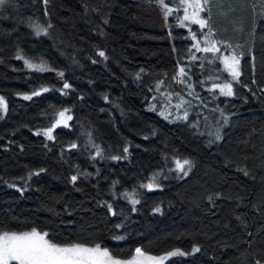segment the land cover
Masks as SVG:
<instances>
[{
  "label": "trees",
  "instance_id": "trees-1",
  "mask_svg": "<svg viewBox=\"0 0 264 264\" xmlns=\"http://www.w3.org/2000/svg\"><path fill=\"white\" fill-rule=\"evenodd\" d=\"M147 2L27 0L0 13V226L118 259L140 248L186 253L165 264H264V0L202 1L196 39ZM204 54L211 86L228 80L222 56L239 58L233 95L198 81ZM181 68L191 89L170 121L151 105ZM63 109L69 126L50 140L40 131Z\"/></svg>",
  "mask_w": 264,
  "mask_h": 264
},
{
  "label": "snow or ice",
  "instance_id": "snow-or-ice-1",
  "mask_svg": "<svg viewBox=\"0 0 264 264\" xmlns=\"http://www.w3.org/2000/svg\"><path fill=\"white\" fill-rule=\"evenodd\" d=\"M9 0H0V7L4 6ZM173 2V0H169ZM208 0H203L204 4H207ZM47 3V0H45ZM158 3L166 8L165 16L167 17L172 13V8L167 7L165 0H158ZM181 3L186 4L187 7L184 8V20H191L193 23H197L201 28L207 26V20L199 18V12L204 11V7L200 3V0H181ZM193 7L197 11L188 15L187 8ZM179 19V17H177ZM183 26V24L181 25ZM193 39H196L195 33H193ZM198 47V44H197ZM198 50L199 49L198 47ZM204 52H219L220 49L211 44L202 49ZM99 55L103 56L104 53L100 52ZM30 68L35 67L25 61ZM225 63L228 65L231 75L234 80L238 81L240 76L239 71V59L235 56L226 57ZM37 71H43V68H36ZM181 73H183V68H181ZM63 76V73H60ZM65 88L69 87L67 83L64 85ZM47 91V89H44ZM221 92L225 95H233V89L231 83L225 84L221 88ZM33 95H39L38 92H34ZM31 97L25 96L24 99H30ZM0 106L7 110V105L3 102V97H0ZM60 116L63 117L64 113L61 112ZM71 117H68L70 119ZM59 123V121H57ZM49 139L51 136V129L45 133ZM75 147V145H73ZM127 151V149H125ZM177 168L181 171L184 170L185 165H190V161L184 160L183 162L176 161ZM73 180L76 179L74 176ZM151 184L146 185V187L151 188ZM139 201H133V203H138ZM111 207V206H109ZM159 211V209H157ZM49 234L47 232L37 231L35 228L31 230H14L5 229L0 226V264H122L119 259H114V254L110 253L107 247H102L99 243L88 245L81 242H75L71 244H62L60 242L51 240L48 238ZM194 252L199 251L198 248L193 249ZM136 256L133 257L131 261H126L124 264H164L169 257L183 256L186 253L175 250L170 251L163 256H153L145 255V253L140 249H135ZM259 264V262H257Z\"/></svg>",
  "mask_w": 264,
  "mask_h": 264
},
{
  "label": "rangeland",
  "instance_id": "rangeland-1",
  "mask_svg": "<svg viewBox=\"0 0 264 264\" xmlns=\"http://www.w3.org/2000/svg\"><path fill=\"white\" fill-rule=\"evenodd\" d=\"M24 1H27V0H9V2H7L4 6L0 7V13L4 10H7V9L10 11V9H12V8H16V7L19 8L23 5L22 2H24ZM148 1L149 2H147V3L152 6L149 9H151L152 12H154V14L156 16H158L159 18H164L165 17L164 13L166 11V8H163L158 3V0H148ZM202 1L203 0H200L201 4H202ZM191 2H194V0H191ZM165 4L167 5V7L172 8V13L167 16V19H169V21H167V22L170 26H174V27L179 28V29H182V28L185 29L188 33V36L191 39H193V33H194L193 26L197 27L198 29H203L200 27L199 24L193 23L191 20H184V15H185L184 8L187 7V5L181 3V0H173V2H169V0H165ZM202 6H203V4H202ZM195 11H197V10L193 7L187 8L188 15H191ZM203 12L204 11L199 12V18H201V19H205L203 17ZM177 17H179V19H177ZM182 24H183V26H181ZM232 56H235V55H223L221 58V63H222L223 69H224L223 71L227 74L228 80L226 82H224V84H219L216 86H214L212 84V86H211V84H207V83H211V82H213L214 79H216L217 76L214 75L213 72H216L217 69L213 66V60L214 59H212V57H210L208 54H204L203 58L205 59V64L202 66V70L200 72L201 78L198 79V81H200L201 84L207 85L204 87H207L209 89L216 87V89L219 91H221V88H223V86L225 84L231 83L232 89H233V84L237 83V81L233 79L231 72H230V69H229L228 65L225 63V58L226 57H232ZM180 70H179L180 74H179V76L177 75V77L172 76V75H167L165 78L164 77L160 78V82H158V87H161L162 90L160 91L159 95L155 99V102H154L155 104L151 105V107L153 109L155 108L157 110V112H159L163 117L168 116V120H170L169 117H171L173 120H177V119H180L182 117L181 107L187 101V97H185L183 93L189 94L190 89H191L190 85L188 84V82H186V79H184V77H183L184 71H183V73H181ZM0 109H2V106H0ZM61 112L64 113L63 117L60 116ZM68 117H71V114L66 109L60 110L57 119H55L50 124V126L41 130L40 133L42 135H44L46 138H48V136L45 133H47L49 131V129H51V136H53L52 135L53 131L56 128L69 126L70 119H68ZM57 121H59V123H57ZM173 251H175V250H173ZM166 254L167 253L162 254V255H158V256H163ZM145 255L147 256L150 254L145 253ZM135 256H136V253L134 252L129 258L119 259V260H121L122 264H124V262H126V261H131L133 259V257H135ZM183 256H185V255H183ZM176 257H182V256L169 257L166 261H164V264L168 260L176 258ZM114 259H118V258L114 257ZM145 264H148V262H145Z\"/></svg>",
  "mask_w": 264,
  "mask_h": 264
}]
</instances>
